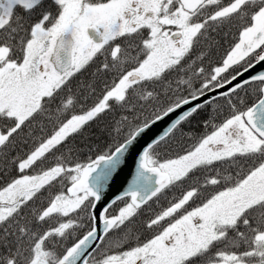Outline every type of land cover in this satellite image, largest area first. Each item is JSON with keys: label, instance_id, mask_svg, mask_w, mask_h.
<instances>
[{"label": "snow or ice", "instance_id": "1", "mask_svg": "<svg viewBox=\"0 0 264 264\" xmlns=\"http://www.w3.org/2000/svg\"><path fill=\"white\" fill-rule=\"evenodd\" d=\"M233 19L238 38L206 72L201 60L210 47L198 55L192 50ZM96 57L101 60L93 79L82 78L74 92L73 76ZM257 63H264V0H0V168L33 169L7 174L0 183V264H264V70L240 78ZM99 71L113 73L111 84L61 119L78 93L87 99L95 90ZM248 91L258 99L244 105ZM149 100L156 101L150 111L140 112ZM219 100L230 106L225 118L185 150L159 156L155 149L163 140L183 132V124L209 105L215 110ZM110 108L119 114L114 145L86 160L74 158L68 146L67 159L61 153L56 162L36 167L69 134ZM181 108L137 153V176L147 169L156 174L155 183L145 190L134 179L97 216L94 206L104 181L118 171L116 162L155 122ZM37 116L41 127L44 117L55 121L51 133L13 155L17 139L33 132L31 126L25 132V125H35ZM101 161L116 166L110 178L98 168ZM61 177L66 191L27 207ZM174 184L182 185L180 194L145 221L148 227L162 224L154 234L133 240L126 230L118 240L126 238L130 246L104 247L110 231ZM204 188L214 190L188 207ZM121 198L125 202L109 214ZM75 212L81 216L73 218ZM84 216L86 230L68 243L69 230L84 227ZM165 218L169 222L162 223Z\"/></svg>", "mask_w": 264, "mask_h": 264}, {"label": "trees", "instance_id": "2", "mask_svg": "<svg viewBox=\"0 0 264 264\" xmlns=\"http://www.w3.org/2000/svg\"><path fill=\"white\" fill-rule=\"evenodd\" d=\"M48 2V0H46ZM226 33V34H225ZM238 38V21L233 19L230 22H227L223 27L215 28L213 31L209 32V39H205L201 37L200 41L197 42L195 48L192 50V55H198L199 50L203 47H210V51L207 55H205L201 62L205 66V71L207 72L211 66L212 62L221 61L224 54H226V50L231 43ZM191 56H188L187 60H190ZM101 60L100 57H96L93 59L84 70L78 75H74L71 80V85L73 87V91L76 90V84L82 78L93 79V69L96 68L97 63ZM185 60V63H187ZM199 66V64H197ZM231 74V73H228ZM175 75V74H174ZM186 75V73H185ZM113 80L112 72L99 71L95 73L94 76V84L93 88L95 89L91 92L87 99L84 98V93L80 92L77 94L78 98L68 110L63 113L61 119L67 118L72 111H80L83 107L94 102L96 97L102 92L104 85L111 84ZM195 87H198V82L194 83ZM186 87V86H185ZM250 87H255L250 86ZM243 92V90H241ZM159 99V97H158ZM166 99V98H164ZM244 105L254 103L256 99H258V94L253 93L252 91H248L244 95ZM155 100H149L144 104L143 107H139L138 110L143 113H147L150 111L149 105L154 104ZM163 102V100L161 101ZM237 104L239 105V97L237 98ZM48 107L47 105L45 106ZM230 112V106L227 105L223 100L217 101V106L215 110H212V106L209 105L208 109L202 110L197 116H194L190 121H187L183 124L184 131L182 132L180 129H177L174 135L169 136L165 140H163L159 147L155 149L159 153L161 158H167L168 156L178 153L182 150H185L191 143H193L194 139L207 131H211L212 127L215 123L219 122L223 118L226 117ZM134 115V114H133ZM119 118L118 110L116 108H110L105 111L103 114L98 115L96 118H93L91 121L87 122L82 131H77L76 133L69 134L66 138V141L63 142L60 147H57L55 151H49L45 154V156L39 161L36 167L47 166L51 163L56 162V157L58 154L63 153L65 159L68 158V155L63 150L68 147H73V157L79 158L81 160H86L88 158H94L95 155L102 149L107 148L109 145H114L118 134L115 129V121ZM37 123L32 125V122L29 121L28 124L25 125V132L31 126L33 127V132L31 135L26 137H22L17 139L16 146L12 150V154L16 155L18 152L23 153L26 149H29L36 143V139L41 135L50 134L55 121L49 120L46 117L43 118V127H41L39 121L41 119L40 116L35 117ZM207 120V124L204 121ZM125 131L127 128L125 127ZM184 132H191L192 136L185 135ZM122 138V136H121ZM218 167L223 170L233 171V169L227 168V165ZM33 169H29L28 173H30ZM25 173L18 168L10 166L8 173L0 168V183H3L7 174L17 175V174H28ZM198 173H193V175H197ZM189 181H185L184 184H187ZM67 180L64 177L51 182L49 185L45 186L42 192L36 196V198L29 204L27 207L30 209L35 205H39L43 200H45L49 195L54 194L55 191L64 190L66 191ZM212 188H204L201 193L196 197L195 200H192L188 203V207H192L202 199L208 192L212 191ZM182 191L181 184H174L172 186L167 187L165 190H162L161 193L157 194L155 197L151 198L149 201L145 202L142 205L138 212L132 217L124 227L119 230L110 231L107 234V237L104 241V247H111L114 250L120 249L123 247L130 246V241L128 239H119L118 237H123L126 230L131 232V236L134 239L143 240L148 238L151 234H154L155 231L162 224H158L153 227H148L145 223L146 219L151 216V214L159 211L162 207L166 206L170 199L178 196ZM125 202L124 199L117 201L115 204L111 205L107 212L112 214L118 209L121 203ZM83 211V210H81ZM81 216V212H75L73 214V218H78ZM55 219V217L53 218ZM169 220L165 218L162 223H167ZM88 218L84 216L81 220V224L84 227H77L75 229L69 230L67 236V242H74L76 238H78L79 234H82L84 230H86L88 226ZM65 243V241H61V244ZM96 252L94 255L99 254V249L96 247Z\"/></svg>", "mask_w": 264, "mask_h": 264}, {"label": "water", "instance_id": "3", "mask_svg": "<svg viewBox=\"0 0 264 264\" xmlns=\"http://www.w3.org/2000/svg\"><path fill=\"white\" fill-rule=\"evenodd\" d=\"M257 70H264V63H257L246 73L242 74L240 78H244L246 75L251 74ZM219 90L222 91L223 86H221ZM215 91L216 90L213 91V94ZM182 110L183 108L174 111L170 115L162 118L159 122H155L147 131H145L137 138L131 150L126 154H123L120 160L116 162V164L119 166V169L114 174V177L110 180V182L107 179L104 181V187L106 188L102 190V199L94 206L93 210L97 216L99 215V212L104 208L105 203H107L108 200L111 199V197L115 195L119 190H122L124 187L128 186L134 179L138 180L139 185H142L145 190L150 188L155 183L156 174L150 172L147 169H143L142 175L137 176V153L139 151V148L145 142H147L148 139H150L154 134L158 133V131L162 130L166 123L169 122L177 114L178 111ZM115 167V165L106 164L104 161H101L98 165V168L109 178L115 171ZM108 183L109 186H107ZM92 248L95 249L96 245H93ZM89 251H92V249H89Z\"/></svg>", "mask_w": 264, "mask_h": 264}]
</instances>
